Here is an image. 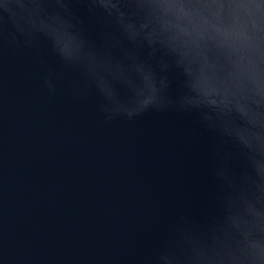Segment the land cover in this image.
I'll use <instances>...</instances> for the list:
<instances>
[{
	"label": "clouds",
	"instance_id": "9594fccd",
	"mask_svg": "<svg viewBox=\"0 0 264 264\" xmlns=\"http://www.w3.org/2000/svg\"><path fill=\"white\" fill-rule=\"evenodd\" d=\"M42 49L49 97L63 81L102 123L183 113L213 138L211 210L140 264H264V0H0V60Z\"/></svg>",
	"mask_w": 264,
	"mask_h": 264
},
{
	"label": "water",
	"instance_id": "95a60500",
	"mask_svg": "<svg viewBox=\"0 0 264 264\" xmlns=\"http://www.w3.org/2000/svg\"><path fill=\"white\" fill-rule=\"evenodd\" d=\"M43 56L54 63L43 49L0 60V255L6 264H140L178 212L211 210L213 138L183 113L102 123L94 101L63 81L46 94Z\"/></svg>",
	"mask_w": 264,
	"mask_h": 264
}]
</instances>
